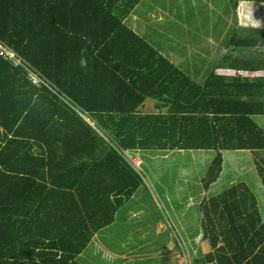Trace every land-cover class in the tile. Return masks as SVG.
<instances>
[{
    "label": "trees",
    "instance_id": "16d2710c",
    "mask_svg": "<svg viewBox=\"0 0 264 264\" xmlns=\"http://www.w3.org/2000/svg\"><path fill=\"white\" fill-rule=\"evenodd\" d=\"M139 1L0 0V43L66 95L33 87L0 56V264H82L143 184L125 155L215 152L209 189L226 152H251L264 185V78L216 74L263 70L253 48L264 42L228 35L217 62L196 58V73L184 71L124 23ZM149 99L157 106L145 113ZM202 212L211 251L197 264H264V222L247 185Z\"/></svg>",
    "mask_w": 264,
    "mask_h": 264
},
{
    "label": "rangeland",
    "instance_id": "374dc122",
    "mask_svg": "<svg viewBox=\"0 0 264 264\" xmlns=\"http://www.w3.org/2000/svg\"><path fill=\"white\" fill-rule=\"evenodd\" d=\"M154 1L156 11H138V14H147V17L141 18L138 15L140 22L134 24L131 21L128 25L164 57L173 61L174 56L180 57V60L175 61L181 70L196 73V58L203 57L211 62L219 54L226 52L227 49L221 43L228 35H247L264 42V0L244 2L240 9V28L235 26L239 21V12L236 11V2L234 4L232 0ZM137 13H131L128 19H133ZM244 28L258 29L246 30L244 34ZM218 47L222 50H218ZM253 50L264 54L262 46H256ZM214 62L217 61L213 60L212 64ZM224 69L218 68L216 74L222 76ZM241 74L245 75L243 72ZM229 76H232V73H229ZM249 79L258 80L253 77ZM154 109L150 107L145 111ZM256 121L264 130V117ZM234 154H226L225 167L230 170V174L235 171L234 174L244 175L245 169L241 167L247 163L250 166L251 164L246 163V159L241 155L233 158ZM214 155L211 151L138 154L142 164L135 169L143 184L133 198L116 212L114 224L96 234L80 257V262L191 264L188 252L186 251L187 255L182 258L180 251L182 249L185 253V248H194L193 242L189 240L190 236L185 233L186 229L198 232L195 225L198 221L200 223L202 212L198 211L196 197L200 194L202 185L197 184V181L202 179L203 175L206 176ZM131 156L134 158V155ZM249 175L252 180L251 188L256 193L259 183L256 169ZM226 186L225 181L221 180L214 186L213 193H221ZM258 196L264 218V199L260 192ZM207 252L209 250L205 253Z\"/></svg>",
    "mask_w": 264,
    "mask_h": 264
},
{
    "label": "crops",
    "instance_id": "0c3cea01",
    "mask_svg": "<svg viewBox=\"0 0 264 264\" xmlns=\"http://www.w3.org/2000/svg\"><path fill=\"white\" fill-rule=\"evenodd\" d=\"M244 2H246V1H244ZM244 2H240L239 5H238V8H236V11L239 12V14H238V20L239 21H238V24H236L235 26H238V28H240V24H241L240 9H241L242 5L244 4ZM117 7H121V8L122 7H128V4H125L124 6H119L118 5ZM156 10H157V7H156V4H155V1L154 0H140L138 2V4L135 5V7L133 8V10L130 12V14L125 18L124 23L129 27L128 22L130 23L132 21L134 24L137 23V22H140V20H138V18H137V17H139L138 15H140L141 18L142 17H147V14H142V13L138 14L137 13L138 11L139 12H143V11L144 12H147V11H156ZM134 12L137 13L136 14V17L134 16L133 19H128V17H131L130 16L131 13H134ZM133 27H134V25H133ZM130 29H132V28H130ZM226 51H228V50H226ZM173 59H174V61L171 60L172 63H174L177 67H179L180 65H177L175 60H180V57L174 56ZM156 106H157V103H156V100L155 99H149L147 101V103H145V108H150V107L156 108ZM154 110H152V111L149 110L148 112H145V113H152ZM193 152H195V151H193ZM232 152L235 153L234 156H233V158L236 157V156H240L241 155V156H243L246 159V161H245L246 163L247 162H250L251 166L247 163L246 166L243 165L241 167V169L242 168L245 169L244 171H245V174H247V175L245 176V174L244 175L243 174H234L235 171L233 172L234 176H233V174H230V170L229 169H226V167H225L226 154L229 153V152H226L224 154L225 162L223 164V172L221 174V178L218 181H216L215 183H213L210 186L209 189H206L205 183H204V180H205L208 172H207V174H206L205 177L203 175L202 176V179H200V180L197 181V184H200L203 187V188L201 187L200 194L196 197V199H198L197 200V205H198V211L199 212H202V207L205 204L209 203L212 198L218 196L219 194L223 193L224 191L228 190L229 188H231V187H233L235 185L241 184V183L247 185L248 186V189L250 190V192L255 195L256 200H257V203H258V208H259V210L261 212L258 192H260L261 196L264 199V185L262 183L261 177H260V175L258 173V170H257V163L258 164L260 163L259 162V159L257 158V156L255 154H253L251 152H235V151H232ZM140 153L141 152L137 153V155L140 154ZM162 153L163 154H173L175 152H162ZM176 153H178V152H176ZM238 153H243V154H238ZM137 155L134 156V158H132L130 155H125V158L127 159V161L134 168H135L136 164H140V166L142 164V161L140 160L139 156H137ZM215 156H216V153L214 155V159H215ZM262 156L264 157V154H262ZM253 169H256V173L259 176V183L257 184V191H256V193L253 192V190L251 188L252 180L250 179V176L251 175H249V173H252ZM208 171H209V169H208ZM221 180L222 181H225V184H227V186L225 187L224 191H222L221 193L214 194L213 193V188ZM191 197L193 198L194 195H192ZM261 216L263 218L262 212H261ZM263 222H264V218H263ZM202 224H203V212H202V219H201L200 223L198 221L197 224L195 225V227L198 229V232H192V231H190V229H186L187 232L185 234L187 236L188 235L190 236L189 237V240L193 242L194 248H193V250H187L185 248V253H183V251L181 249L180 254H181L182 258L183 257L185 258V254H186V251H187L188 252V255L187 254L186 255L188 256L189 259H191V264H197V260L199 259V257L203 256L204 254H207L208 252L205 253L207 250H209V252L211 251L210 243L208 241L202 240V235H203V232H202ZM176 256H177V253H176Z\"/></svg>",
    "mask_w": 264,
    "mask_h": 264
},
{
    "label": "built area",
    "instance_id": "2783aa9c",
    "mask_svg": "<svg viewBox=\"0 0 264 264\" xmlns=\"http://www.w3.org/2000/svg\"><path fill=\"white\" fill-rule=\"evenodd\" d=\"M0 56L3 57L5 60L12 63L15 69H24L25 73L28 75V80L30 81L31 85L35 88H48L55 94H58L61 98L65 99V93L57 86L52 84L39 70L32 67L28 62H26L20 55H18L15 51L11 48L6 47L5 45L0 43ZM221 75L226 77H235L236 75L246 76V77H253V78H263V70H241V71H234L231 69H224ZM241 72L245 73V75L241 74ZM229 73H232V76H229ZM240 73V74H236ZM136 167H140V164H136Z\"/></svg>",
    "mask_w": 264,
    "mask_h": 264
},
{
    "label": "clouds",
    "instance_id": "9594fccd",
    "mask_svg": "<svg viewBox=\"0 0 264 264\" xmlns=\"http://www.w3.org/2000/svg\"><path fill=\"white\" fill-rule=\"evenodd\" d=\"M80 66L82 68H86L87 67V60L83 57V55H82L81 60H80Z\"/></svg>",
    "mask_w": 264,
    "mask_h": 264
}]
</instances>
